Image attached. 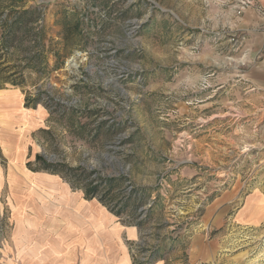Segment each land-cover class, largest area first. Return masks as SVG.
Here are the masks:
<instances>
[{"label":"rangeland","instance_id":"obj_1","mask_svg":"<svg viewBox=\"0 0 264 264\" xmlns=\"http://www.w3.org/2000/svg\"><path fill=\"white\" fill-rule=\"evenodd\" d=\"M0 19V84L48 112L37 155L139 228L134 264H264V220L235 215L264 195V0H0ZM9 212L2 195L0 264ZM196 233L215 258L191 261Z\"/></svg>","mask_w":264,"mask_h":264},{"label":"crops","instance_id":"obj_2","mask_svg":"<svg viewBox=\"0 0 264 264\" xmlns=\"http://www.w3.org/2000/svg\"><path fill=\"white\" fill-rule=\"evenodd\" d=\"M47 116L42 105L26 104L21 87L0 84V196L10 208L6 254L16 264H134L128 243L138 239L136 225L72 188L61 174L30 167L39 152L35 133ZM221 211L215 213L220 224ZM235 215L240 222L259 224L264 195H249ZM189 249L192 262L218 254L216 241L203 233L193 235Z\"/></svg>","mask_w":264,"mask_h":264},{"label":"trees","instance_id":"obj_3","mask_svg":"<svg viewBox=\"0 0 264 264\" xmlns=\"http://www.w3.org/2000/svg\"><path fill=\"white\" fill-rule=\"evenodd\" d=\"M29 11L32 12L35 15V20H36V17L39 16L40 10L38 8H34V9H31V10H26L24 13L25 14L26 13L28 14ZM17 18L18 19H16V21H18V22H14V24L15 23L17 24V23L23 22V20H25V19H23V16H21V17L19 16ZM4 24L8 25V36L2 37L3 40L5 41L4 44H6L5 46L7 47L8 44H9V41H13V39H14V38L9 37V35L11 33H13L15 29H13V25L14 24L12 23V21H10V20H7L6 21V19L5 20L0 19V26L1 25H4ZM25 24L27 25L26 21H24V24L23 25H25ZM23 27H25V26H23ZM38 33L39 32H37L36 34L38 35ZM35 55H36L35 58L37 59V57H38L37 55H39V54L35 53ZM38 102H39V99L36 98V99H34V101H32V103H30V101L26 97V104L28 106H36ZM34 163H35V166H33ZM29 165L34 170H47V171H50V172L59 173L66 180H68L69 182H71V181L83 182L84 183L83 189H84V192H85V196L88 197V198H93L95 196L97 197L99 195V192H98V189L99 188H98V186L97 185H92L91 182L88 183V179L87 178L84 179V176L79 174L80 173L79 170L81 169V167L72 168V167H67L66 165H63L61 163L48 162L41 155H37L36 156V160L34 162H29ZM120 178L121 177H112L111 179L108 180V186H109L108 188H110L109 190L112 189V187L115 185V182H118L120 180ZM100 196H101L100 197V200L102 202H106V200H107L106 196L105 195H103V196L100 195ZM146 201L147 200L144 197L141 198V199H139V203L140 204L146 203ZM136 208H138V206Z\"/></svg>","mask_w":264,"mask_h":264},{"label":"built area","instance_id":"obj_4","mask_svg":"<svg viewBox=\"0 0 264 264\" xmlns=\"http://www.w3.org/2000/svg\"><path fill=\"white\" fill-rule=\"evenodd\" d=\"M4 227H5V225H4Z\"/></svg>","mask_w":264,"mask_h":264}]
</instances>
